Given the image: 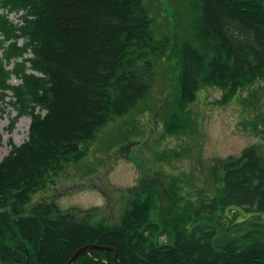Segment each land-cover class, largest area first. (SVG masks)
<instances>
[{
    "label": "trees",
    "instance_id": "obj_1",
    "mask_svg": "<svg viewBox=\"0 0 264 264\" xmlns=\"http://www.w3.org/2000/svg\"><path fill=\"white\" fill-rule=\"evenodd\" d=\"M192 6L190 38L178 48V107L187 110L205 87L222 90L223 105L244 91L254 100L264 80V0ZM169 46L154 35L145 0H0V99L11 97L17 119L31 118L29 139L0 162V264H68L85 245L113 248L117 258L92 250L75 264H264V154L255 148L220 161L208 204L174 211L170 193L159 223L153 188L114 226L90 210L32 204L149 94L154 59ZM159 232L171 241H153Z\"/></svg>",
    "mask_w": 264,
    "mask_h": 264
},
{
    "label": "rangeland",
    "instance_id": "obj_2",
    "mask_svg": "<svg viewBox=\"0 0 264 264\" xmlns=\"http://www.w3.org/2000/svg\"><path fill=\"white\" fill-rule=\"evenodd\" d=\"M145 3L156 38L170 39L166 54L154 59L152 89L136 108L103 128L84 158L67 165L53 184L33 197V205L54 202L62 211L90 210L95 221L114 226L139 193L153 188L160 195L158 200L155 195L159 208L153 218L159 223V209L168 210L170 193H174V211L198 209L216 195L215 167L220 161L239 158L249 148L264 154V80L254 100L244 91L223 105V91L205 87L187 110L179 108L178 48L190 38L189 28L196 18L193 0ZM11 19L19 21L15 15ZM19 83L13 80L14 85ZM12 103L11 97L0 99V162L12 145L29 139L31 118L17 119ZM184 122L187 127L179 134L167 133L174 123ZM153 241L171 240L159 232Z\"/></svg>",
    "mask_w": 264,
    "mask_h": 264
},
{
    "label": "water",
    "instance_id": "obj_3",
    "mask_svg": "<svg viewBox=\"0 0 264 264\" xmlns=\"http://www.w3.org/2000/svg\"><path fill=\"white\" fill-rule=\"evenodd\" d=\"M92 250H98V251H103V252H108V251H113L115 252L116 258H117V253L116 250L113 248H107L99 245H85L78 250L75 251L73 257L70 259L68 264H75L76 260L84 254H90Z\"/></svg>",
    "mask_w": 264,
    "mask_h": 264
}]
</instances>
